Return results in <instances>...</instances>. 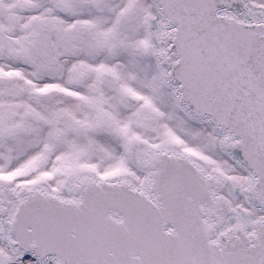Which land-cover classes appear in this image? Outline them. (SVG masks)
<instances>
[{
  "label": "snow or ice",
  "instance_id": "snow-or-ice-1",
  "mask_svg": "<svg viewBox=\"0 0 264 264\" xmlns=\"http://www.w3.org/2000/svg\"><path fill=\"white\" fill-rule=\"evenodd\" d=\"M0 264H264V0H0Z\"/></svg>",
  "mask_w": 264,
  "mask_h": 264
}]
</instances>
